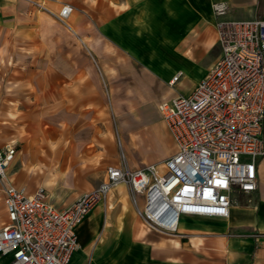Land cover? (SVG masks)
<instances>
[{
  "label": "crops",
  "instance_id": "obj_1",
  "mask_svg": "<svg viewBox=\"0 0 264 264\" xmlns=\"http://www.w3.org/2000/svg\"><path fill=\"white\" fill-rule=\"evenodd\" d=\"M215 2L227 6L228 19L264 18V0H0V149H16L8 180L32 192L24 177L10 179L12 171L28 173L27 164L36 161L49 173L56 169L66 148L64 109L73 119L74 160L86 158L93 167L96 154L108 155L95 118L103 99L92 60L109 92L137 95L128 115L118 119L122 136L143 133L148 97H155L156 113L159 102L188 96L221 56ZM63 6L70 13L60 20ZM256 181L253 192H231L227 217L181 216L174 235L146 228L126 195L106 196L78 225L79 248L70 264H264V157L256 164ZM4 184L0 229L8 222ZM74 200L58 203V209ZM97 237L102 245L96 246ZM8 260L0 256V264Z\"/></svg>",
  "mask_w": 264,
  "mask_h": 264
},
{
  "label": "built area",
  "instance_id": "obj_2",
  "mask_svg": "<svg viewBox=\"0 0 264 264\" xmlns=\"http://www.w3.org/2000/svg\"><path fill=\"white\" fill-rule=\"evenodd\" d=\"M211 9L221 56L188 96L156 105L176 148L161 163L135 169L110 165L95 188L58 209L43 187L28 192L8 180L16 149H0L5 264H70L79 248L78 225L119 184L132 189L142 223L167 235L176 233L181 216L227 217L232 191L256 190V164L264 157V18L228 19L222 2ZM69 13L63 6L58 18Z\"/></svg>",
  "mask_w": 264,
  "mask_h": 264
},
{
  "label": "rangeland",
  "instance_id": "obj_3",
  "mask_svg": "<svg viewBox=\"0 0 264 264\" xmlns=\"http://www.w3.org/2000/svg\"><path fill=\"white\" fill-rule=\"evenodd\" d=\"M92 65L95 69L97 82L101 88L103 99V106L99 111H96L95 118L98 119L97 123L103 127L105 137L108 140L110 146L108 155L107 151H103L101 156H97L96 154L93 167H91V164L87 167L86 158L74 160V126L71 125L73 119L70 120L71 111L64 109L62 129L67 139L63 142L66 148L63 154L58 158L59 163L56 169L52 167L50 170L52 172L49 173L45 170L43 165L36 161L27 164V167L30 169L28 173H19L17 168L12 171L14 173L10 175V179L20 176L29 180L33 189L38 186L43 187L46 191L47 200L56 208H58V203L77 199L82 193L95 188L103 180L105 169L110 165H121L129 169H135L147 164H159L165 158L173 155L176 150L168 130L162 123L157 111L155 113L153 110L152 102L155 98L153 96L148 97L144 101L148 116H146V118L144 117L143 121H141V123L144 124L142 125L143 133L135 139H131L127 134L122 136V132L118 125V119L120 114L126 113L128 115L136 102L137 95L128 92H109V88L103 80L98 63L92 60ZM47 115L46 123L47 129H49L51 117L49 113H47ZM52 117H54V115ZM129 128L130 126L127 125L126 129L128 130ZM133 128L138 130V126H133ZM14 145L20 150V143L16 142ZM95 146L98 147L99 145L96 144ZM74 162L75 165L78 166L80 173L74 174ZM22 163L23 159L19 161V166H22ZM82 170L86 171L82 172ZM91 185H93V188ZM121 185L123 190L120 189L115 191L113 187L111 192L107 195V199L110 197L117 199L126 195L128 204L133 206L131 202L133 196L132 189L126 184ZM106 228H108V226H106ZM102 240L103 239L97 237L95 239L96 246L102 245Z\"/></svg>",
  "mask_w": 264,
  "mask_h": 264
}]
</instances>
